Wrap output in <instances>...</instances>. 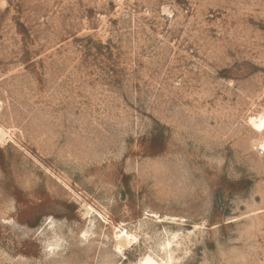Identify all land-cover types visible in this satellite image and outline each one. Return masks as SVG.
Wrapping results in <instances>:
<instances>
[{
  "label": "rangeland",
  "instance_id": "obj_1",
  "mask_svg": "<svg viewBox=\"0 0 264 264\" xmlns=\"http://www.w3.org/2000/svg\"><path fill=\"white\" fill-rule=\"evenodd\" d=\"M258 115L264 0H0V264H264Z\"/></svg>",
  "mask_w": 264,
  "mask_h": 264
},
{
  "label": "bare ground",
  "instance_id": "obj_2",
  "mask_svg": "<svg viewBox=\"0 0 264 264\" xmlns=\"http://www.w3.org/2000/svg\"><path fill=\"white\" fill-rule=\"evenodd\" d=\"M252 124V126L255 127L256 130L262 131L264 129V116L263 115H258L256 117H252L249 120ZM5 137V132L0 128V141ZM260 146V145H259ZM261 147L264 148V142H262ZM124 238L126 240H130L129 237L124 235Z\"/></svg>",
  "mask_w": 264,
  "mask_h": 264
}]
</instances>
